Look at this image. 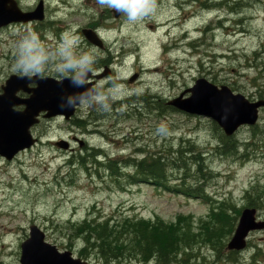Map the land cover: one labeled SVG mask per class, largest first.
<instances>
[{
  "label": "rangeland",
  "instance_id": "obj_1",
  "mask_svg": "<svg viewBox=\"0 0 264 264\" xmlns=\"http://www.w3.org/2000/svg\"><path fill=\"white\" fill-rule=\"evenodd\" d=\"M44 1L45 19L54 21L53 31L30 23L0 31V82L15 73L12 65L28 31L38 36L47 56L44 74L59 78L62 74L57 68L64 62L60 49L65 40L76 43L78 29L103 17L100 33L108 51L100 72L106 68L111 72L100 84L111 86L104 95L107 108L99 102L97 110L92 104H81L72 120L42 119L32 128L36 145L11 161L0 157V264H20L21 244L33 224L45 232L49 243L80 257L84 244L71 237L70 227L93 213L97 218L160 217L166 222L188 215L206 239L204 226L215 217L213 204L225 201L226 208H241L236 229L247 207L246 192L254 187L257 216L264 219L263 111L256 125L243 126L230 137L238 143L237 151L223 154L218 150L223 132L212 120L166 104L201 77L227 85L251 101L264 95V0H243L237 8L232 0H157L156 16L138 23H130L122 15L115 18L112 10L101 8L96 0ZM38 2L20 0L25 10L35 8ZM115 86L120 94L113 101L109 89ZM157 98L162 100L161 109L155 108ZM92 115L97 118L91 119ZM77 118L84 126L74 123ZM161 125L164 133L157 132ZM61 141L68 142V147L55 146ZM78 141L88 149H101L127 169L131 168L128 158L140 159L149 153L175 156L182 148L189 168L169 171L171 182L179 184L184 178L186 188L202 185L203 191H168L150 182L129 184L124 177L114 179L103 166L88 170L77 163L70 165L82 151ZM194 154L203 158L206 168L202 171L191 161ZM194 245L189 264H264V249L260 262H255L251 246L264 247V230L250 234L247 247L236 253L238 262L226 258L227 250L218 260L211 244ZM86 257L81 256L90 264H103L95 253ZM111 264L139 262L125 259Z\"/></svg>",
  "mask_w": 264,
  "mask_h": 264
},
{
  "label": "water",
  "instance_id": "obj_2",
  "mask_svg": "<svg viewBox=\"0 0 264 264\" xmlns=\"http://www.w3.org/2000/svg\"><path fill=\"white\" fill-rule=\"evenodd\" d=\"M89 1V0H88ZM118 17L119 13L115 12ZM44 18V4L41 0L33 11L23 12L16 0H0V27L11 22H29ZM84 36L92 43L101 46L102 41L92 29H84ZM106 75V72L97 77ZM89 73L88 78H90ZM36 86L31 87L30 84ZM94 82L74 83L72 77H32L11 75L2 86L0 93V156L11 161L21 151L36 144L31 132L41 113L46 118L63 115L70 119L82 101L89 99L97 91ZM20 91L28 97H19ZM190 93L189 96L185 95ZM168 105L185 113L209 117L219 124L227 136H232L243 125H254L259 118V109L264 108V99L250 101L245 95L235 93L229 86H218L206 78H199L195 84L170 100ZM23 106L22 109L18 107ZM67 148L65 141L55 143ZM80 144L84 143L80 141ZM264 230V220H258L255 208L243 210L235 233L227 247L230 250H243L251 231ZM45 232L36 224L30 226L29 237L21 244L20 264H90L73 256L69 250L60 251L55 244L45 239Z\"/></svg>",
  "mask_w": 264,
  "mask_h": 264
},
{
  "label": "trees",
  "instance_id": "obj_3",
  "mask_svg": "<svg viewBox=\"0 0 264 264\" xmlns=\"http://www.w3.org/2000/svg\"><path fill=\"white\" fill-rule=\"evenodd\" d=\"M243 0H234V7H241ZM230 5V7H232ZM255 55L258 52L254 53ZM264 95H261L263 98ZM155 108L163 107L162 100L157 98ZM170 109L175 110L172 107ZM78 126H84L82 119H76ZM215 127L220 128L215 124ZM221 144L218 147L219 152L223 154L235 153L238 149V143L226 137L221 133ZM106 157V160H99L100 157ZM193 165L197 164L198 170L202 171L204 166L203 158L197 155L191 157ZM132 169V174L126 166H122L118 159L108 158L101 149L83 148L76 156L75 160L70 161L77 163L85 169H91L97 165L103 166L104 170L116 180L124 177L129 184L141 182H150L157 187L168 191L188 192L193 190L195 193L203 191L202 185L194 188H186L185 179L181 183H172L169 171L187 170L189 165L184 158L183 149L176 151L175 156H164L161 154L149 153L142 158H128ZM125 165H128L125 163ZM252 187L246 192L247 206L258 207L254 199ZM200 193V192H199ZM207 198V197H206ZM209 199V198H208ZM225 201L219 204H213L212 217L214 219L208 225H205L208 238L203 239L204 233L198 232L193 227L191 216L180 215L171 222H166L160 217L152 218H134L133 216H124L115 220L114 218H97L88 216L81 222L75 223L70 227L71 237L77 238L76 241H82L84 246L80 249L79 255L87 258L88 254L95 253L98 255L103 264L112 262L122 263L125 259L137 260L140 264H149L154 261L155 264H189L190 257L193 253L195 243H208L213 246L217 259L224 258L223 252L226 250V239L233 233L238 221L241 208L234 206L224 207ZM261 204H264L263 202ZM234 213V214H233ZM208 231V232H207ZM254 247L252 259L260 262L259 254L264 247L251 245ZM237 252H229L226 256L232 262H238ZM193 259V258H192Z\"/></svg>",
  "mask_w": 264,
  "mask_h": 264
},
{
  "label": "clouds",
  "instance_id": "obj_4",
  "mask_svg": "<svg viewBox=\"0 0 264 264\" xmlns=\"http://www.w3.org/2000/svg\"><path fill=\"white\" fill-rule=\"evenodd\" d=\"M96 3L101 8L113 10L116 13L124 16L130 23H138L145 18L155 17L157 14V0H96ZM75 45L73 39H66L61 47V55L64 57V62L59 65L57 71L62 76L71 75L74 83L86 84L88 75L92 72L95 57L88 53H82L78 57L73 56L72 48ZM47 60L43 48L39 44L38 36L28 31L25 38L19 43L16 58L12 65V70L21 75L32 77L34 75H42L45 71L44 65ZM102 87V85L97 88ZM110 97L113 101L119 98L120 89L118 86L109 89ZM103 94L96 95L90 99L82 98V104L90 105L93 102L104 103ZM165 127L161 125L157 132H165Z\"/></svg>",
  "mask_w": 264,
  "mask_h": 264
},
{
  "label": "flooded vegetation",
  "instance_id": "obj_5",
  "mask_svg": "<svg viewBox=\"0 0 264 264\" xmlns=\"http://www.w3.org/2000/svg\"><path fill=\"white\" fill-rule=\"evenodd\" d=\"M19 1V3H20V0H18ZM30 10H31V8H29ZM45 14H46V12H45ZM45 18H46V15H45ZM43 19V20H39V21H35V22H30V24H34V25H38V27L39 28H41V29H43V27H48V28H50V29H52V31H53V28L55 27V23H54V21L52 20H49V19ZM103 20V17L101 18V20H100V22L99 21H91V22H89L88 23V25L87 26H85V27H88V28H92V29H94V30H96L97 32H99L100 33V29H101V21ZM45 23H47V24H45ZM17 23H10V24H8V25H5V26H3V27H1L0 28V31H2V30H4V29H6V28H10V27H12L13 25H16ZM75 35L78 37V36H80V38H79V40L78 41H76V43H75V45L73 46V48H72V51H73V54L75 55V56H79L80 54H82V53H88V54H91V55H93L92 54V52H96V55H93L94 57H95V63L93 64V71H92V74H93V77H91V81H94L95 82V87H96V89H97V91H98V93H97V95H100V94H103V95H105V91H106V89L107 88H109V86H111V85H107V86H105V87H100V88H97L98 86H100L101 84H100V82H101V80L103 79V78H97V75L98 74H101V69H102V66L104 65V62H105V60H104V57H103V55H105V53L108 51V48H107V42H106V40L104 39V37L101 35V33H100V35H101V37H102V39H103V47H101V48H98L96 45H94V44H92L91 42H89L87 39H85V37L83 36V34H82V28H80V29H78L77 31H76V33H75ZM106 68V67H105ZM106 71H108V72H111V70L109 71L107 68L105 69ZM17 74V73H16ZM138 74V73H137ZM39 76H47V75H45L44 73L42 74V75H39ZM60 77H64V76H62V75H59ZM67 76H69V75H67ZM71 76V75H70ZM137 76V75H136ZM54 77V76H53ZM59 77V78H60ZM135 77V76H134ZM58 78V77H57ZM132 80H133V78H132ZM128 82V81H127ZM4 83H5V81H4ZM4 83H2V82H0V93H2L3 92V89H2V86H3V84ZM118 83H121V82H118ZM36 84L35 83H32L30 86L31 87H34ZM18 96L19 97H23V98H26V97H28L29 96V94L28 93H26V92H24V91H20L19 93H18ZM129 99H127L126 101H128ZM97 102H93L92 103V108H93V110H97V108H95L96 106H97V104H96ZM121 103H123V102H121ZM20 108H23V107H20ZM96 115V114H95ZM95 115H92V118L91 119H93L94 117L95 118H97V116H95ZM40 122H41V120L43 119H46L45 118V116L43 115V114H41L40 115ZM57 118H63V117H57ZM64 119V118H63ZM73 118H71V119H69V120H72ZM46 120H49V119H46ZM68 120V121H69ZM89 121H91V120H89ZM39 122V123H40ZM38 123V124H39Z\"/></svg>",
  "mask_w": 264,
  "mask_h": 264
},
{
  "label": "bare ground",
  "instance_id": "obj_6",
  "mask_svg": "<svg viewBox=\"0 0 264 264\" xmlns=\"http://www.w3.org/2000/svg\"><path fill=\"white\" fill-rule=\"evenodd\" d=\"M136 102V101H135ZM128 103V102H127ZM131 103V102H130ZM119 104V103H118ZM123 105V104H122ZM135 105V104H134ZM120 106V105H119ZM128 107V106H127ZM136 109V108H135Z\"/></svg>",
  "mask_w": 264,
  "mask_h": 264
}]
</instances>
